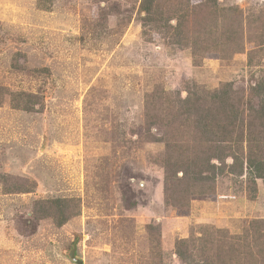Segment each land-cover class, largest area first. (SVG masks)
<instances>
[{"label":"rangeland","instance_id":"374dc122","mask_svg":"<svg viewBox=\"0 0 264 264\" xmlns=\"http://www.w3.org/2000/svg\"><path fill=\"white\" fill-rule=\"evenodd\" d=\"M140 1L50 0L43 11L35 0H0V264H186L177 240L201 228L238 236L264 220V177L252 184L226 174L204 195L184 189V166L206 144L193 128L197 114L188 118L177 99L230 85L233 98L257 108L264 0H217L223 11L213 18L191 0L188 29L218 25L213 42L232 30L221 51L195 56L144 28ZM16 93L39 96L41 108L12 109ZM165 173L186 205L166 202ZM31 184L30 193H5ZM54 198L78 208L61 227L33 213Z\"/></svg>","mask_w":264,"mask_h":264},{"label":"trees","instance_id":"16d2710c","mask_svg":"<svg viewBox=\"0 0 264 264\" xmlns=\"http://www.w3.org/2000/svg\"><path fill=\"white\" fill-rule=\"evenodd\" d=\"M157 1H140L139 10L144 14L140 22L147 30L161 35L166 44L181 49L188 48L195 56L211 50L221 51V46L226 40L231 42L229 34L232 30L230 29L225 30L223 33L225 36L215 42L209 39L213 30L219 29L218 25L212 27V24H209L205 32H193L192 29H188L190 14L195 9V4L191 0H164V10L160 11V14L156 12L158 10L156 6H159ZM35 2L39 9L50 11V0H35ZM202 2L211 9L212 18L216 13L223 11L220 8L217 11V0H202ZM174 19L176 22L172 24L171 21ZM143 33L146 34L145 29ZM34 71L44 73L47 69L41 68ZM229 87L230 85H226L225 88L206 93L200 99L197 98V94H188L184 99L177 97L188 118L197 114L194 117L196 121L193 128H196L199 135L198 142L206 144V147L198 146V149H194V152L199 155L198 162L194 160L189 162L182 172L183 179L189 181L184 189L190 191L193 188V191H196L194 194L197 193V195L211 193L213 183L226 174L246 175L252 184L255 180L264 177V75L252 89L251 97L258 100L256 109L252 107L251 99L243 102L233 98ZM153 94L148 96V100L153 98ZM9 96V105L12 109L36 112L37 107L41 108V98L37 95L16 93ZM148 100L147 104L150 102ZM162 142L166 147L170 146L168 138ZM228 159L231 160L230 164L227 163ZM165 182V191H169L167 174ZM33 188V184L26 188L13 186L12 189H5V193H30ZM170 193V196L166 197L168 204L173 202L171 205L175 207H181L182 203L186 205L188 197L185 196V191L180 192L183 196ZM247 197L250 201L255 200V191L249 192ZM70 201L66 198L41 200L35 203L37 208L33 213L37 218H50L56 227H61L78 214V208L72 209ZM200 231L201 233L199 232L196 237L175 242L174 254L184 263L264 264V220L251 221L246 230L238 236H230L226 231H212L209 228H201Z\"/></svg>","mask_w":264,"mask_h":264},{"label":"water","instance_id":"95a60500","mask_svg":"<svg viewBox=\"0 0 264 264\" xmlns=\"http://www.w3.org/2000/svg\"><path fill=\"white\" fill-rule=\"evenodd\" d=\"M78 263H80V262H78Z\"/></svg>","mask_w":264,"mask_h":264}]
</instances>
